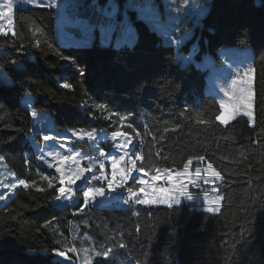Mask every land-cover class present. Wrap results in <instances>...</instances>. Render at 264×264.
<instances>
[{"label": "trees", "instance_id": "obj_1", "mask_svg": "<svg viewBox=\"0 0 264 264\" xmlns=\"http://www.w3.org/2000/svg\"><path fill=\"white\" fill-rule=\"evenodd\" d=\"M195 13L198 25L185 43L153 30L134 13L136 42L117 49L102 45L98 37L87 45H60L54 7L14 9L13 33H0V69L9 80L0 82V157L14 180H25L29 187H16L0 206V264H60L54 252L77 260V253L69 251L77 246L87 248L91 264H264V0H210L206 14L201 7ZM116 17L123 20L121 14ZM186 21L190 31L195 24L187 18L180 22ZM195 44L199 62L223 46L254 49V125L243 116L227 126L215 120L221 102L207 92L206 71L177 61V54L190 55ZM56 52L70 60L59 59ZM72 59L84 69L83 78ZM64 83L73 87L65 89ZM141 85H146L142 91ZM27 98L34 110L52 118L56 131L127 133L131 150L144 157L138 167L143 164L148 173L133 172V177L150 179L156 169L161 174L183 170L188 159H193L191 169L213 163L224 176L220 211L207 213L198 202L182 201L168 209L107 199L80 212L84 186L76 190L73 205H54L60 185L54 181L56 187L49 189L43 176L58 174L40 160L46 130L33 128L23 106ZM96 104L106 108L96 109ZM121 116H127L123 127ZM86 145L73 142V147ZM201 155L205 161L196 162ZM105 171L111 178L110 164ZM154 183L167 187L163 180ZM129 186L136 187L131 177ZM188 190L207 189L201 183ZM120 195L121 190L114 192ZM137 211L139 216L133 214ZM104 248L112 249L109 257H97Z\"/></svg>", "mask_w": 264, "mask_h": 264}, {"label": "rangeland", "instance_id": "obj_2", "mask_svg": "<svg viewBox=\"0 0 264 264\" xmlns=\"http://www.w3.org/2000/svg\"><path fill=\"white\" fill-rule=\"evenodd\" d=\"M43 0H32L30 3L29 0H13V11L17 7H37L36 4L39 3L42 7ZM201 0H124L123 4L120 5L116 0H108L105 3H102L100 0H54L53 7L56 12V21H57V33L59 44L63 46L70 45H78L77 41L81 38V29L84 27L91 28L93 39L98 37L100 40V26L103 25L105 28L109 26H114L116 32L114 33V39L112 44H115V35H119L121 31L131 27L133 32L135 33V41L137 39V32L135 25L130 21L131 15L134 13L137 15V18L142 19L146 24H148L153 30L159 31L158 27H162L161 32L170 33L175 39L179 38L182 43H185L189 40L195 31V27L198 25V21L196 19L197 13H195V8L201 7L202 13L206 14L209 10L210 0H208V5L206 4V0L200 3ZM4 0H0V3H3ZM199 5V6H197ZM137 6L139 8L148 7L151 9L150 13L145 14L142 11L137 10ZM197 6V7H196ZM117 8V14H121L123 16V20H120L118 17L109 15L113 8ZM5 11H7L5 9ZM12 11V12H13ZM10 16L12 13L9 14ZM127 17V20L125 19ZM182 18H187L188 21L191 19L195 24L190 31L188 30L187 21L180 22ZM3 22L4 28L0 30V33H11V28L8 27L9 21L5 19ZM72 34L75 39H69L68 34ZM184 34H187L185 36ZM101 41V40H100ZM133 43V44H134ZM132 44V45H133ZM124 46V45H122ZM121 46V47H122ZM195 50H198V46H196ZM197 52H192L190 56L192 57H184L182 54H177V61L180 65L184 66L187 64V61L191 58L195 57ZM253 57H254V49L252 47H243V46H223L217 49L216 54H207L202 61H197L194 59V62L199 65L204 71H206L205 79H206V89L209 93L214 95L221 103L226 105H231L234 103V99L228 95L229 92H236L240 84L237 85L236 89L232 88L231 81L233 79L239 78L241 84L245 79V72L251 73L252 76V92H253V114L255 107V84H254V68H253ZM15 66H19V64H14ZM0 82L8 83L9 80L6 77L4 71L0 69ZM31 100L24 99L23 106L24 108L31 114L33 111ZM36 111V110H35ZM37 116L33 117V128L35 130H46L45 135H50L54 137V139L45 142V151L42 153L40 159L43 164H56L58 161L53 157H49L47 153L49 151L60 152L61 155H72L73 152H80L81 156L91 157L92 161L98 163L100 160L105 162V165L108 166L110 164V155L118 154V149H116L115 145L117 143H122L120 138H115V140L111 137V132L115 130L108 129H96V130H84L85 132H96L95 140H88L85 138L84 140H80L78 137H73L71 135V131H79L76 129L66 128L64 130L56 131L54 122L52 118L47 115L40 113L38 111ZM253 125V124H252ZM72 136V138L64 136ZM88 141V145L85 148L73 147V142L84 143ZM112 142L109 148L103 146V143ZM63 144L64 147H60ZM132 144L129 146V150H131ZM101 152L107 153L108 156L104 159V156H101ZM127 160V158H126ZM90 161L88 159H84L81 161V166L86 167ZM198 162V161H196ZM108 163V164H107ZM3 159L0 157V194H3L5 199L0 201V206L7 203L9 198L11 197L13 190L18 186H23L19 183L20 180H14V176L7 171L4 167ZM72 167V162H66L65 168L68 169ZM123 167V166H122ZM206 168V165L197 166ZM196 168V167H195ZM195 168L190 171L194 174ZM54 169V168H52ZM55 170V169H54ZM172 172H180L183 170L177 169H168ZM95 174L99 175V169L95 170ZM93 173H86V177H91ZM203 178H207L210 182L205 184L207 190L203 192H199L198 194L193 195L196 197L194 201H188L190 203L199 204L198 207L204 209L205 205L203 203L204 194L207 193L208 196L212 199H215L217 196H222L219 191V183L220 180H216L213 177L209 176L207 172H201V180L199 181L200 185L203 183ZM103 181H91L88 186H93L99 188L96 183H102ZM187 183L185 179L183 181ZM16 184L15 188H10L9 185ZM81 186H80V185ZM82 186L85 187V181H78L75 189H79ZM105 189L107 191V185L105 182ZM167 187H171L170 184H167ZM195 187V185H189V188ZM214 189H218V191H214ZM86 190V187H85ZM76 195L71 202H64L63 200L57 201L54 200V205L59 207H64L65 205H73L76 200ZM114 192H111L109 195L104 197L96 196L91 204L99 203L100 201H105L107 199H113ZM185 201V200H182ZM222 201L220 202L221 209ZM75 244L79 238L78 230L74 232ZM55 253V252H54ZM77 260H73L68 257V260L71 264H89V261L92 260L87 255L88 250L85 246H77ZM55 260L60 262V264H64L61 258L55 256Z\"/></svg>", "mask_w": 264, "mask_h": 264}, {"label": "snow or ice", "instance_id": "obj_3", "mask_svg": "<svg viewBox=\"0 0 264 264\" xmlns=\"http://www.w3.org/2000/svg\"><path fill=\"white\" fill-rule=\"evenodd\" d=\"M31 3L32 0H29ZM54 0H49V7L52 6ZM37 7L41 6L39 3L36 4ZM5 9L7 11H5ZM138 11H142L145 14L150 13L151 9L148 7L139 8L137 6ZM13 11V0H4L3 3H0V22L7 19L9 21L8 27L11 28V16L9 15ZM118 12L117 8H113L109 15L115 16ZM127 20V17H125ZM4 25L0 23V30H3ZM92 29L88 27H84L81 29V38L77 41L79 45H87L90 44L93 36ZM116 29L114 26H109L105 28L103 25L100 26V40L102 45H110L114 39V33ZM69 39H75L72 34H68ZM135 41V33L131 27L124 29L120 32L119 35H115V47L120 49L122 45L131 46ZM36 47H39V41L36 43ZM51 48V45H49ZM55 52V49H53ZM56 55L61 60H70V57L64 56L63 54L56 52ZM72 64L77 67L80 77L83 78L85 75L84 69L80 68L76 65V61L74 59L71 60ZM15 64V61H13ZM55 67V65H51ZM244 76L247 78L241 84L239 78L233 79L231 81V85L233 89L237 88V85L241 86L236 92H229L228 95L234 99V103L231 105L220 104V113L215 116V120L219 121L220 125L227 126L230 121H235L237 117L243 116L246 117L251 124H255V117L253 114V92H252V76L250 71L245 72ZM65 89L72 88V84L64 83L62 85ZM146 85H141V91ZM177 90L179 85L176 86ZM264 103V101H261ZM96 109H105L106 105L104 104H96L94 106ZM31 115L36 117L38 114L35 110L31 111ZM113 115V113L109 112V118ZM121 127H123L124 121L127 119V116H121L120 118ZM129 128L132 127L131 124L128 125ZM71 135L73 137H78L80 140H84L87 138L88 140L96 139V132H85L83 129L79 131H71ZM139 136V133H136ZM111 137L115 140V138H120L122 143H117L115 145L116 149H118V154L110 155V166H111V178L105 171V162L100 160L98 163L91 162V157L81 156V153L76 151L73 152L72 155H61L60 152L49 151L47 155L49 157H53L58 161L56 164H48L49 168H54L57 176H48L44 175L43 179L47 181V187L49 189L55 188L56 184L54 181L59 183V187L56 189L58 195L55 197L57 201L63 200L64 202L73 201L74 196L76 195L75 186L78 181H85L86 190H83V204L79 208L80 212H83L85 208L89 206L92 200L96 196L104 197L109 195L111 192H115L118 189L121 190V195L118 197H113L114 200H122L123 204H132L135 205H144V206H156V205H165L168 209H173L174 206H180L182 200L185 201H194L196 197L193 195V192L189 191V185H195L196 189L200 188L199 181L201 180V172H207L209 176L213 177L216 180L223 181L224 176H222L220 171H217L213 163L207 162L206 168L196 167L194 174L190 171V166L193 165V159H188L187 162L183 165V171L180 172H172L168 169L163 170V174H161V169H156L155 175H152L150 179H145L144 176H147L148 173L143 164L138 167L137 162L144 159L139 152L133 148L131 151L129 150V146L132 144L131 137L128 136L127 133H123L120 129L111 132ZM43 139L45 141H49L54 139V137L50 135H44ZM143 143V141H140ZM60 147H64L63 144ZM42 151V150H41ZM105 153L101 152V156H104ZM159 155V153H157ZM127 158V160H126ZM43 159V157H41ZM84 159H88L90 162L86 167L81 166V161ZM72 162V167L66 169V162ZM198 162H204L205 156L201 155L197 157ZM123 166V167H122ZM99 169V175L95 174V170ZM136 172L138 174H144V176L133 177L131 174ZM86 173H93L91 177H86ZM131 177L132 182L136 187H126L128 184L129 178ZM187 180V183H184V180ZM163 180L166 184H170L171 187H157L154 182H158ZM91 181H103L106 182L107 191L105 187H93L88 186ZM210 181L207 178H203V183L208 184ZM20 184H22L25 188L29 187L28 182L25 180H20ZM10 188H15L16 184L9 185ZM37 191L43 192V188H37ZM124 191L127 193V199L124 198ZM214 191H218V189H214ZM5 197L3 194H0V201L4 200ZM224 199L223 196H217L215 199H212L208 196L207 193L204 194L203 203L205 205L204 211L207 213H218L220 211V202ZM67 206V205H65ZM136 216H139V212L133 213ZM151 215V212L148 213ZM47 226V225H45ZM139 231V228H137ZM119 247L123 248L124 245L121 244ZM71 252H76V248L69 249ZM112 252L111 248H104L100 252H96L95 255L97 257L107 258ZM55 256L62 259L64 264H71L68 260V257L64 251H55ZM91 264V261H89Z\"/></svg>", "mask_w": 264, "mask_h": 264}, {"label": "crops", "instance_id": "obj_4", "mask_svg": "<svg viewBox=\"0 0 264 264\" xmlns=\"http://www.w3.org/2000/svg\"><path fill=\"white\" fill-rule=\"evenodd\" d=\"M49 5V0H43L42 1V7H47V8H52L53 7V4H52V6H48ZM197 6H199V5H197ZM196 6V7H197ZM198 9L199 8H195V10L196 11H198ZM117 16V15H116ZM184 19V18H183ZM183 19H181V20H183ZM0 23H3V22H0ZM14 26H15V21H14V11L12 12V15H11V33H13V31H14ZM159 28V31L160 30H162V27H158ZM165 34H168V33H163L162 35H165ZM114 46H115V44H114ZM196 46H198V45H194L193 46V49H192V52H197L196 50H195V48H196ZM191 52V53H192ZM193 54H195V53H193ZM208 54V53H207ZM207 54H205L204 56H203V60H204V58H205V56L207 55ZM184 57H192V56H190V55H188V56H184ZM190 63H195L194 62V58H191L190 60H188L187 61V64L186 65H184L183 67H185V66H188ZM197 65V64H196ZM182 66V65H181ZM199 66V65H198ZM208 92V91H207ZM209 93V92H208ZM231 122V121H230Z\"/></svg>", "mask_w": 264, "mask_h": 264}]
</instances>
